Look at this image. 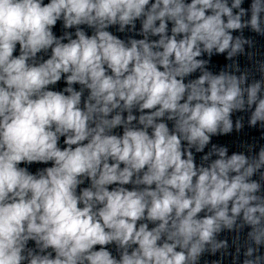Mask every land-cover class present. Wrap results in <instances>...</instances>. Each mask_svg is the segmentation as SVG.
<instances>
[{
    "label": "clouds",
    "instance_id": "obj_1",
    "mask_svg": "<svg viewBox=\"0 0 264 264\" xmlns=\"http://www.w3.org/2000/svg\"><path fill=\"white\" fill-rule=\"evenodd\" d=\"M243 2L0 0V264H198L245 226L264 264V147L195 159L233 112L264 127L262 82L207 67L264 35Z\"/></svg>",
    "mask_w": 264,
    "mask_h": 264
},
{
    "label": "water",
    "instance_id": "obj_2",
    "mask_svg": "<svg viewBox=\"0 0 264 264\" xmlns=\"http://www.w3.org/2000/svg\"><path fill=\"white\" fill-rule=\"evenodd\" d=\"M50 0H44V3H49ZM154 2V0H153ZM190 3L191 0H186ZM231 4V0H229ZM251 0H244L242 7L248 9L250 7ZM236 11V10H234ZM245 20L250 19L249 16L244 17ZM141 25L140 22H136V30L139 32ZM264 27V24H262ZM169 28H171V23H169ZM113 34H118L115 28H110ZM74 31V29L70 30ZM53 33L57 37L61 36L63 33L62 21H58L57 25L53 28ZM88 34H91V30H88ZM234 37L242 36L244 39L251 41L250 44H244L242 53H238L231 60L227 59V52L223 54L214 53L210 59V63L207 66L208 70L213 72V74H219L222 70H227L232 74L237 76L245 75L247 76V83L250 84L254 81H261L262 88H264V35L256 33L251 30L250 27L241 30H235L232 32ZM135 38H143L137 35ZM150 39H158V37H150ZM66 42V41H65ZM14 56L19 55V45L13 53ZM48 58L45 56V59ZM198 59H208L207 54H203ZM233 65V67H228ZM199 71L194 73L191 77L185 78V82L188 79L196 78L199 75ZM66 86L63 80L58 84L57 88H62ZM74 87L79 90V85ZM254 110V108H253ZM251 116V110L249 111H236L232 114L233 130L230 133L211 135L209 144L205 147L203 153H195V159L197 164L200 163L201 156L207 154L211 150L213 145L217 147H225L228 150V155L231 156L233 153L244 154L249 157H258L261 147H264V127H261L260 122L255 126L249 124V119ZM240 119L242 121L243 127L238 131L235 128L236 121ZM171 127V122H169ZM122 134V129L118 130ZM63 138H61L60 146L63 147ZM216 157L213 156L212 159ZM37 167H43V165H32L30 171L35 172ZM264 172V168L260 170ZM261 183V190L258 195H264V180L260 178V172H257L252 177ZM201 216L203 213L200 214ZM241 221H238L240 223ZM250 228L245 226L242 230L237 232L236 230L224 229L217 234L216 239L218 241H226L228 247L226 249H220L215 254L211 252H205L202 254L198 264H243L244 255L243 252L250 243L247 238V233ZM30 246H33V242H30ZM96 250H99V246H96ZM239 250V251H238ZM261 252H264V247L261 248Z\"/></svg>",
    "mask_w": 264,
    "mask_h": 264
}]
</instances>
